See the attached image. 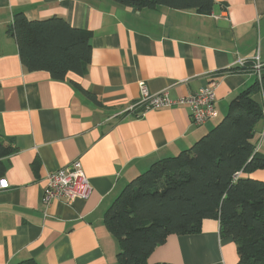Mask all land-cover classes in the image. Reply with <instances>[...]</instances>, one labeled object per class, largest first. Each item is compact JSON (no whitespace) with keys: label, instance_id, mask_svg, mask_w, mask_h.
<instances>
[{"label":"crops","instance_id":"1","mask_svg":"<svg viewBox=\"0 0 264 264\" xmlns=\"http://www.w3.org/2000/svg\"><path fill=\"white\" fill-rule=\"evenodd\" d=\"M17 12L33 20L61 17L91 31L84 74L55 80L47 71L26 70L7 31ZM256 58L263 75L264 0H213L205 13L113 0H0V142L13 148L0 158V264H119L117 241L104 224L117 193L223 118L230 101L257 81ZM140 82L172 98L215 82L216 116L193 124L185 104L128 111L140 98ZM255 99L263 113L255 125L257 150L264 153V85ZM76 159L90 195L44 205L47 174ZM244 176L264 182V168ZM237 260L218 219H204L196 233L168 235L147 257L148 264Z\"/></svg>","mask_w":264,"mask_h":264},{"label":"trees","instance_id":"2","mask_svg":"<svg viewBox=\"0 0 264 264\" xmlns=\"http://www.w3.org/2000/svg\"><path fill=\"white\" fill-rule=\"evenodd\" d=\"M113 1L133 8L161 5L199 13L210 11L213 4V0ZM7 31L28 71H47L61 80L69 72L83 75L90 63L91 31L72 27L61 17L33 20L17 12ZM263 75L236 95L223 118L191 146L154 161L117 193L104 224L117 241L119 264H148L147 257L168 235L196 233L204 219H218L220 236L233 238L236 264H264V182L244 176L264 168L255 132L263 114L255 99L264 85ZM82 91L97 102L93 94ZM12 152L11 145L0 142V158ZM4 170L0 160V176Z\"/></svg>","mask_w":264,"mask_h":264},{"label":"built area","instance_id":"3","mask_svg":"<svg viewBox=\"0 0 264 264\" xmlns=\"http://www.w3.org/2000/svg\"><path fill=\"white\" fill-rule=\"evenodd\" d=\"M238 63L239 65H243L244 61L239 60ZM253 69L260 80L263 63L257 58L253 61ZM215 85V82H210L208 86L201 88L193 94L172 98L167 90L152 93L147 90L143 82H140V98L130 106L128 111H134L136 108L143 110L157 109L185 104L190 108L192 123L202 125L216 116L214 102ZM91 190L92 187L82 169L81 162L76 159L67 166L47 174L42 194V203L49 206L53 200L64 199L72 201L77 198L86 199L90 195Z\"/></svg>","mask_w":264,"mask_h":264},{"label":"rangeland","instance_id":"4","mask_svg":"<svg viewBox=\"0 0 264 264\" xmlns=\"http://www.w3.org/2000/svg\"><path fill=\"white\" fill-rule=\"evenodd\" d=\"M215 122H216V121H214V123H215ZM217 122H218V121H217ZM217 122H216V123H217ZM117 247H118V244H117ZM118 249H119V247H118ZM118 249H117V250H118Z\"/></svg>","mask_w":264,"mask_h":264}]
</instances>
